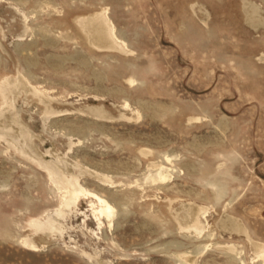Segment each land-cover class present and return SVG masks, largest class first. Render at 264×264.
Listing matches in <instances>:
<instances>
[{"label": "rangeland", "instance_id": "1", "mask_svg": "<svg viewBox=\"0 0 264 264\" xmlns=\"http://www.w3.org/2000/svg\"><path fill=\"white\" fill-rule=\"evenodd\" d=\"M0 264H264V0H0Z\"/></svg>", "mask_w": 264, "mask_h": 264}, {"label": "bare ground", "instance_id": "2", "mask_svg": "<svg viewBox=\"0 0 264 264\" xmlns=\"http://www.w3.org/2000/svg\"><path fill=\"white\" fill-rule=\"evenodd\" d=\"M256 11L257 10L252 7V9L250 11L252 13H250L251 15H249V17L247 18V19H249V21L252 24H254V23L256 24V22H259V19L257 17L258 15H257ZM100 20H101L100 18L97 19V18H94V16H93V19H91V17L88 20L86 19V22L83 25V28L85 29V32L88 35L89 41L92 42V43H95V45H99L101 43V41L106 39L107 35L109 34V33H106L104 31L105 29L106 30H108V29L103 27L104 23H102ZM109 30H108V32H109ZM110 37L114 38V36H110ZM110 37L108 36V39H110ZM109 41H112V39L109 40ZM113 41H115V40H113ZM107 43H108V40H107ZM117 44L119 46V43H117ZM93 112L97 113V115H100L97 110H94ZM87 194L91 195L93 198H95L96 202L99 203V209H98V213L99 214H102V215H104L106 217L107 216L110 217L112 215L113 208L111 207V205L105 199H103L101 196H99V195H97L95 193L94 194L92 192L89 193V191H88ZM77 197H78V194H74L73 199H75Z\"/></svg>", "mask_w": 264, "mask_h": 264}]
</instances>
